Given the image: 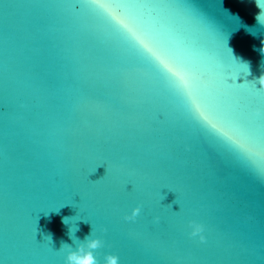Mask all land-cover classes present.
<instances>
[{
	"label": "water",
	"instance_id": "water-1",
	"mask_svg": "<svg viewBox=\"0 0 264 264\" xmlns=\"http://www.w3.org/2000/svg\"><path fill=\"white\" fill-rule=\"evenodd\" d=\"M122 3L264 153V0ZM85 237L100 264H264V155L201 126L93 0H0V264H67Z\"/></svg>",
	"mask_w": 264,
	"mask_h": 264
},
{
	"label": "snow or ice",
	"instance_id": "snow-or-ice-1",
	"mask_svg": "<svg viewBox=\"0 0 264 264\" xmlns=\"http://www.w3.org/2000/svg\"><path fill=\"white\" fill-rule=\"evenodd\" d=\"M93 3L111 27L154 66L201 126L250 160L254 162L260 160L264 153L256 145L250 131L238 121L225 119L197 94L193 89L189 69L179 63L136 22L135 18L126 11L122 0H93ZM238 85L235 82L228 83L227 80L221 81V86L230 91L237 90ZM247 88L252 89L253 85L248 84ZM261 92H264V89L256 86V94Z\"/></svg>",
	"mask_w": 264,
	"mask_h": 264
},
{
	"label": "clouds",
	"instance_id": "clouds-1",
	"mask_svg": "<svg viewBox=\"0 0 264 264\" xmlns=\"http://www.w3.org/2000/svg\"><path fill=\"white\" fill-rule=\"evenodd\" d=\"M258 6V5H257ZM264 15V9H261V13L257 16L258 22L261 24L260 16ZM245 65L247 69V73L250 74V68L247 63H241ZM259 84L261 85V88H264V73L261 74V77L259 78ZM141 209L139 206L132 209V212L130 215H126V220H135V218L139 215ZM155 219L158 221L159 217H155ZM190 228L191 231L188 233L191 237H199V240L201 242H204L206 240V237L204 235L205 226L202 223H199L197 221H190ZM49 239L51 237L49 236ZM102 246V241L99 237H85V240L82 241L80 244H78L76 250L70 251L67 255V264H100V261L97 260L94 250L98 249ZM64 246H62L63 248ZM70 247V246H69ZM103 264H119V257L114 253H108L105 255V258L103 260Z\"/></svg>",
	"mask_w": 264,
	"mask_h": 264
}]
</instances>
